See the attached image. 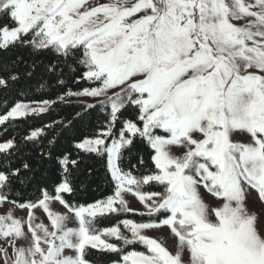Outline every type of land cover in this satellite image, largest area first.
Here are the masks:
<instances>
[{"label":"snow or ice","instance_id":"1","mask_svg":"<svg viewBox=\"0 0 264 264\" xmlns=\"http://www.w3.org/2000/svg\"><path fill=\"white\" fill-rule=\"evenodd\" d=\"M0 264H264V0H0Z\"/></svg>","mask_w":264,"mask_h":264},{"label":"rangeland","instance_id":"2","mask_svg":"<svg viewBox=\"0 0 264 264\" xmlns=\"http://www.w3.org/2000/svg\"><path fill=\"white\" fill-rule=\"evenodd\" d=\"M129 200H130V202H131V206H133V207H139V205H138V203L135 201V199L133 198V197H131V196H128L127 197ZM151 235H154V236H160V235H165V237H166V242H167V244H169V245H171L172 244V239L170 238V237H168L167 236V234H168V229H162V230H160V231H154V232H152V233H150Z\"/></svg>","mask_w":264,"mask_h":264},{"label":"trees","instance_id":"3","mask_svg":"<svg viewBox=\"0 0 264 264\" xmlns=\"http://www.w3.org/2000/svg\"><path fill=\"white\" fill-rule=\"evenodd\" d=\"M64 107L67 109V111L59 112V114L55 117L56 119H59L60 115H67L69 112H73L74 111L72 106H64ZM76 110H78V109H76ZM45 122H47V120ZM129 218H135V217H132L131 214H129Z\"/></svg>","mask_w":264,"mask_h":264}]
</instances>
